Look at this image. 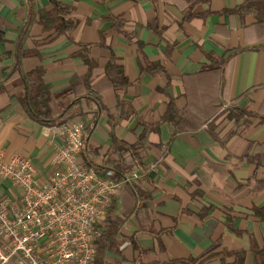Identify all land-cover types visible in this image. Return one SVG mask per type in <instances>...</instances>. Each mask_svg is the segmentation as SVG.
<instances>
[{
  "label": "crops",
  "instance_id": "crops-1",
  "mask_svg": "<svg viewBox=\"0 0 264 264\" xmlns=\"http://www.w3.org/2000/svg\"><path fill=\"white\" fill-rule=\"evenodd\" d=\"M55 1L67 5V16L77 21L70 31L39 22L40 13L52 8L50 0H0V153L28 156L38 178L46 180L63 138L24 113L21 74L42 68L44 82L63 107L72 100L70 84L86 75L79 52L87 50L100 72L94 79L99 101L92 94L78 95L79 113L73 119L89 129L83 152L101 162L113 143L109 114L120 144L134 143L143 133L142 176L113 197V212L124 218L122 257L108 255L121 264L193 258L219 264L222 256L232 260L233 252L243 251L244 264H255L256 250L264 247V163L257 160L264 161V23L250 14L238 18L223 12L245 0ZM28 21L16 71L15 43ZM229 54L232 59L220 71L227 76L225 97L219 74L202 70ZM111 59L121 65L125 87L101 79ZM188 95L208 111L224 97L247 114L237 120L219 115L213 132L207 122L176 135L168 123L145 129L160 119L170 99L183 108ZM150 163L154 167L146 170ZM11 186L4 180L0 190L15 192ZM139 192L146 195L150 232H136ZM133 234L139 249L132 247Z\"/></svg>",
  "mask_w": 264,
  "mask_h": 264
},
{
  "label": "built area",
  "instance_id": "built-area-1",
  "mask_svg": "<svg viewBox=\"0 0 264 264\" xmlns=\"http://www.w3.org/2000/svg\"><path fill=\"white\" fill-rule=\"evenodd\" d=\"M48 131L63 140L44 181L28 156L0 153V188L4 180L15 188L0 190V264H92L93 242L114 195L142 176L135 166L117 178L113 170L101 176L86 167L79 118L48 126ZM153 167L150 163L146 170Z\"/></svg>",
  "mask_w": 264,
  "mask_h": 264
},
{
  "label": "trees",
  "instance_id": "trees-1",
  "mask_svg": "<svg viewBox=\"0 0 264 264\" xmlns=\"http://www.w3.org/2000/svg\"><path fill=\"white\" fill-rule=\"evenodd\" d=\"M192 3H197L200 0H191ZM52 8L49 11L40 13L39 22L42 23L44 28H56L60 32L70 31L75 27L77 21L73 18L68 17L69 7L55 0H50ZM223 12L229 15H236L238 18H242L245 15H252L255 17L258 24L264 23V0H245L242 4L224 9ZM190 14L187 15L189 17ZM30 21L26 22L24 32H21L15 43V61L14 70L19 71L20 68V53L22 43L27 34L26 29ZM0 31V39H2ZM68 33V32H66ZM121 33V32H120ZM82 56L83 61L87 65V72L85 77L81 81L73 82L70 84L68 89V95L72 97L71 102L63 107H59L56 103L54 96L52 95L49 86L43 80V69L38 67L27 73L21 74L22 79L26 82V88L23 95L20 96L19 100L26 116L31 120L41 124L43 126L58 125L67 122L74 118L78 112V95L81 93L92 94L99 101V92L95 78L99 75V71L93 67L89 61L87 50L79 52ZM232 54L226 57L217 58L214 60V66L202 72L217 73L220 76V86L222 96H224V90L226 87L227 76L220 71L227 67L229 61L232 59ZM102 77L112 87H125L128 84V80L123 73L121 65L115 62V59L109 60V62L102 68ZM226 97V95H225ZM186 104L183 108H179L176 105L174 99H170L167 102V107L155 123L145 124V129L155 130L156 127L161 123H168L172 127V135L183 131H190L199 128L203 123H208V129L213 132V128L216 126L215 119L219 115H223L225 119L237 120L247 114L243 107H239L233 103L232 100L223 98L217 101L214 110H206L201 108L195 101L186 96ZM229 101V104L224 107V104ZM99 103V102H98ZM100 104V103H99ZM110 119V135L112 136V145L103 153L101 162L98 163L93 161L91 157L83 152V148L80 151L81 159L86 167L93 168L99 175L107 176L108 170H113V178H117L122 172L128 170L131 166L143 169L145 164L140 155L142 148L143 133L139 136L136 142L131 144H120V142L113 135V124L116 123L115 119L109 114ZM89 133L88 127L86 128L83 123L82 132V144L85 145L86 137ZM132 161V164L127 163V159ZM258 162L264 163L258 157ZM129 185V184H127ZM126 185V186H127ZM141 204L136 209V216L138 217L139 228L137 231L150 232V229L145 221L146 205L144 199L146 195H141L139 192ZM124 218L113 212V199L111 204L108 206L107 215L105 219L99 224L100 234L95 238L93 247L95 250L94 260L92 264H121L120 260L108 255L109 252L115 253L122 257V243L123 240L120 237V229L122 227ZM152 233V232H151ZM135 234L130 236V242L133 249H139ZM258 253V260L255 264H264V247L256 250ZM140 253L142 251L140 250ZM208 253V252H206ZM204 253L202 256L206 254ZM245 253L243 251L233 252L232 260L226 259L224 256L221 257L219 264H244ZM205 258V257H204ZM183 263V264H202L203 258L196 260H171L167 263ZM160 264V263H158Z\"/></svg>",
  "mask_w": 264,
  "mask_h": 264
}]
</instances>
